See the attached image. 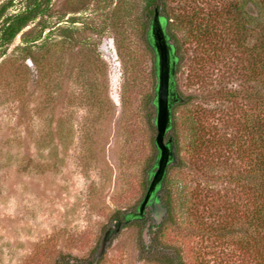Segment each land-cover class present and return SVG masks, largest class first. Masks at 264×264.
Here are the masks:
<instances>
[{"label":"rangeland","instance_id":"1","mask_svg":"<svg viewBox=\"0 0 264 264\" xmlns=\"http://www.w3.org/2000/svg\"><path fill=\"white\" fill-rule=\"evenodd\" d=\"M229 2L167 0L179 17L201 23ZM25 6L12 0L7 14ZM142 9L143 0H51L40 39L32 41L40 31L35 20L0 55V264H55L62 256L91 262L115 217L142 200L152 155L143 102L153 91ZM181 27L172 29L183 55L174 80L190 101L176 109L165 140L177 139L183 165L169 172L173 211L155 242L179 252L183 264H247L231 237L196 230L237 217L248 197L231 177L246 166L239 157L249 142L240 125L251 103L224 95L253 88L246 56L224 32L196 44ZM58 28L70 29L75 44ZM190 118L212 140L199 155L188 149ZM156 194L164 205V194ZM184 194L192 197L191 220L181 215ZM144 217L153 223L149 210ZM145 228L121 225L97 264H156L140 259L142 241L151 238Z\"/></svg>","mask_w":264,"mask_h":264},{"label":"trees","instance_id":"2","mask_svg":"<svg viewBox=\"0 0 264 264\" xmlns=\"http://www.w3.org/2000/svg\"><path fill=\"white\" fill-rule=\"evenodd\" d=\"M11 2L12 0L8 1L6 4L0 5V55L13 42L16 36L35 20H38L40 31L32 38V41H38L41 37L42 30L47 28L44 18L50 14L51 0H25L26 6L23 11L16 14H7V9L11 6ZM215 12V10L212 12L211 19L206 18V22L201 23L197 21V17L194 15L179 17V15L169 9L167 0H143L140 23L141 42L145 50L149 52L151 56V76L153 82V91L143 102V109L147 117V129L152 135L150 139L152 155L142 171L141 186L145 190V193L133 212L120 213L119 216L115 217L111 226L104 234L103 240L107 234L109 236L104 242L103 240L101 241L93 261L85 262L70 256H62L55 264H97L101 256L100 254L104 251L106 242L110 237L114 236L116 230L120 228L121 225L122 228H124L130 223L142 229L146 226L147 221L144 219L145 208L149 207L146 204L140 213V206L147 193L158 157V150L155 146L156 128L154 124L156 114L155 90L157 82L156 54L150 34L151 22L155 14L162 26L166 39L170 42V52L172 60L175 62L172 79L173 90L175 91V102L171 106L170 125L167 131L175 129V119L173 115L176 109L188 104L190 101V97H184L177 92L174 80L178 64L183 59L181 43L172 32L176 24L182 26V30L188 35L186 40L191 38L196 44L200 42H204V44L209 42L210 44L213 39L218 37V34L224 32L227 36L230 35L229 43L233 46L234 50L246 56L248 64V81L253 83V88H251L248 93L244 92L240 94L238 91H229L224 93V95L230 98H237L242 95L243 99L251 103L250 111L252 112H243V116L241 117L243 122L240 125L245 138L249 142L247 145V152L243 151L246 153H242L241 156L239 155L240 162L245 163L246 166L239 173L238 177H231L233 181L241 182L242 185L245 184L246 194L249 198H246L247 200L242 207L243 209L240 210L237 217L230 218V221H227V219H222L219 222L217 221L215 225L206 227L204 231L200 230V228L196 230H198L200 234L201 232L202 234L205 232L204 234L222 236L223 239L231 237L230 241L232 248L247 260V264H264V0H231L227 6L221 5L220 8H218L217 14H215ZM214 24H219L220 30ZM58 30L75 44L74 37L67 34L70 29L58 28ZM24 41L27 42L28 40ZM57 47H59L57 43L50 44V46L47 47V52L54 53ZM115 48L118 55H120L118 45H116ZM30 59L33 62V59ZM258 87H260L263 92L258 91ZM190 126V131H188V149H190L193 154L199 155L200 150H206L212 145V140L210 137L204 138L202 136L203 129L195 118H190ZM166 133L164 141L167 142L169 139L171 140L173 157L169 161L164 176L157 187L165 196L164 205L166 213L161 222L157 223L153 221V223L149 225L148 234L151 238L146 243L142 241L140 246V259L156 264H183L179 252L174 249H168L167 247H158L155 242L157 232L161 231V227L168 221L173 211L169 197V185L172 184L169 172L173 169H179L181 165H183V160L179 157V142L175 137H169V139L165 140ZM242 146L243 145L238 142L236 148L237 153L243 150ZM242 155L244 156L242 157ZM183 188L184 186L182 189ZM243 189L244 188H241V191H243ZM183 196L181 202L182 206L180 205L181 215L184 220H191V218L194 217L190 207V199H192V197L190 198L188 194H184ZM149 211L152 213L150 208ZM112 230H114V232L111 234Z\"/></svg>","mask_w":264,"mask_h":264},{"label":"water","instance_id":"3","mask_svg":"<svg viewBox=\"0 0 264 264\" xmlns=\"http://www.w3.org/2000/svg\"><path fill=\"white\" fill-rule=\"evenodd\" d=\"M152 45L156 54V90H155V107L156 114L154 124L156 128L155 146L158 150L156 167L152 174L151 181L148 186L147 193L140 206V213L147 204L150 208L154 221L159 223L165 216L166 208L162 204L159 195L156 194L167 165L173 157V147L171 140L164 141L165 133L170 125L171 106L175 102V91L173 90V75L175 62L172 60L170 52V43L165 37L162 26L155 14L150 27ZM149 224L144 230V238L146 236ZM114 230L111 231V234ZM105 236L103 242L108 238Z\"/></svg>","mask_w":264,"mask_h":264},{"label":"flooded vegetation","instance_id":"4","mask_svg":"<svg viewBox=\"0 0 264 264\" xmlns=\"http://www.w3.org/2000/svg\"><path fill=\"white\" fill-rule=\"evenodd\" d=\"M168 42H169V40H168ZM170 43V42H169ZM145 210H149V208H145Z\"/></svg>","mask_w":264,"mask_h":264}]
</instances>
